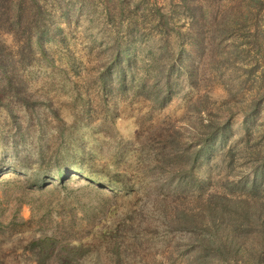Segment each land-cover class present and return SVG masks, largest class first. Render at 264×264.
<instances>
[{
  "label": "rangeland",
  "instance_id": "1",
  "mask_svg": "<svg viewBox=\"0 0 264 264\" xmlns=\"http://www.w3.org/2000/svg\"><path fill=\"white\" fill-rule=\"evenodd\" d=\"M40 4L0 81V264H264V0Z\"/></svg>",
  "mask_w": 264,
  "mask_h": 264
},
{
  "label": "trees",
  "instance_id": "2",
  "mask_svg": "<svg viewBox=\"0 0 264 264\" xmlns=\"http://www.w3.org/2000/svg\"><path fill=\"white\" fill-rule=\"evenodd\" d=\"M40 0H0V72L1 79L14 86V74L20 66L31 63L33 43L42 45L48 31ZM12 38L7 45L2 35Z\"/></svg>",
  "mask_w": 264,
  "mask_h": 264
},
{
  "label": "clouds",
  "instance_id": "3",
  "mask_svg": "<svg viewBox=\"0 0 264 264\" xmlns=\"http://www.w3.org/2000/svg\"><path fill=\"white\" fill-rule=\"evenodd\" d=\"M10 39V38H9Z\"/></svg>",
  "mask_w": 264,
  "mask_h": 264
}]
</instances>
